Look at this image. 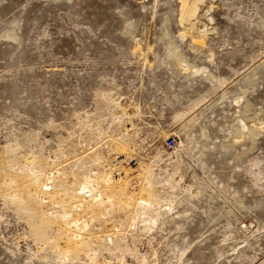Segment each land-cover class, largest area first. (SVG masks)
<instances>
[{"label":"rangeland","instance_id":"374dc122","mask_svg":"<svg viewBox=\"0 0 264 264\" xmlns=\"http://www.w3.org/2000/svg\"><path fill=\"white\" fill-rule=\"evenodd\" d=\"M188 1L0 0V264H264V0Z\"/></svg>","mask_w":264,"mask_h":264},{"label":"built area","instance_id":"2783aa9c","mask_svg":"<svg viewBox=\"0 0 264 264\" xmlns=\"http://www.w3.org/2000/svg\"><path fill=\"white\" fill-rule=\"evenodd\" d=\"M164 145L166 149H172L174 147V142L171 138H168Z\"/></svg>","mask_w":264,"mask_h":264},{"label":"bare ground","instance_id":"6f19581e","mask_svg":"<svg viewBox=\"0 0 264 264\" xmlns=\"http://www.w3.org/2000/svg\"><path fill=\"white\" fill-rule=\"evenodd\" d=\"M188 3H189V1L187 0V4H188ZM189 4H190V3H189ZM189 4H188V5H189ZM197 7H198V6H197ZM195 9H196V6H193V7H192V10H193V13H192V14H194V10H195ZM188 14H189V13H188ZM189 18H190V17H189Z\"/></svg>","mask_w":264,"mask_h":264}]
</instances>
